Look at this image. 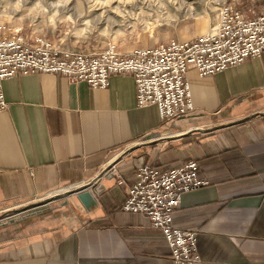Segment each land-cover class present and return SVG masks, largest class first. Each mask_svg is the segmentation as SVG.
Wrapping results in <instances>:
<instances>
[{
  "label": "crops",
  "instance_id": "0c3cea01",
  "mask_svg": "<svg viewBox=\"0 0 264 264\" xmlns=\"http://www.w3.org/2000/svg\"><path fill=\"white\" fill-rule=\"evenodd\" d=\"M249 4L234 8L245 19L264 12V0ZM186 79L194 111L170 122L136 106L130 75H111L105 89L56 74L4 79L0 217L50 202L0 219V264H171L150 220L121 205L139 164L187 160L208 184L182 195L173 222L196 232V264H264V52ZM90 183L103 191L86 211L75 191Z\"/></svg>",
  "mask_w": 264,
  "mask_h": 264
},
{
  "label": "built area",
  "instance_id": "2783aa9c",
  "mask_svg": "<svg viewBox=\"0 0 264 264\" xmlns=\"http://www.w3.org/2000/svg\"><path fill=\"white\" fill-rule=\"evenodd\" d=\"M213 29L189 41L170 40L127 53L115 46L81 53L59 50L41 37L26 38L21 29L12 31L0 22V113L8 107L2 82L18 74L61 75L92 89H105L111 75L126 74L133 79L137 107L155 106L163 122L186 117L194 111L186 79L189 70L206 77L264 52V12L245 19L238 9L223 3ZM105 171L116 177L117 184H124L114 167ZM207 184L198 177L195 160L163 170L142 163L121 210L150 220L169 249L171 264H196V232L175 226L173 216L184 193Z\"/></svg>",
  "mask_w": 264,
  "mask_h": 264
},
{
  "label": "rangeland",
  "instance_id": "374dc122",
  "mask_svg": "<svg viewBox=\"0 0 264 264\" xmlns=\"http://www.w3.org/2000/svg\"><path fill=\"white\" fill-rule=\"evenodd\" d=\"M251 0H0V22L26 38L41 37L56 48L97 53L186 41L213 30L225 3L248 9ZM260 4V3H259ZM53 200V199H52ZM49 200L6 215H22Z\"/></svg>",
  "mask_w": 264,
  "mask_h": 264
},
{
  "label": "water",
  "instance_id": "95a60500",
  "mask_svg": "<svg viewBox=\"0 0 264 264\" xmlns=\"http://www.w3.org/2000/svg\"><path fill=\"white\" fill-rule=\"evenodd\" d=\"M147 138L150 137H146V139ZM94 185L95 183H90L75 191L77 200L86 211H89L96 206V200L93 197L92 193L97 195L102 193L103 191V186L101 184L97 185L96 187Z\"/></svg>",
  "mask_w": 264,
  "mask_h": 264
},
{
  "label": "bare ground",
  "instance_id": "6f19581e",
  "mask_svg": "<svg viewBox=\"0 0 264 264\" xmlns=\"http://www.w3.org/2000/svg\"><path fill=\"white\" fill-rule=\"evenodd\" d=\"M213 31H214V29L211 32H213Z\"/></svg>",
  "mask_w": 264,
  "mask_h": 264
}]
</instances>
